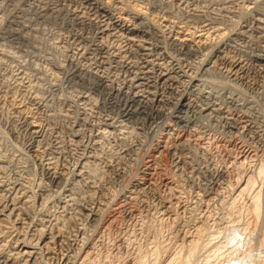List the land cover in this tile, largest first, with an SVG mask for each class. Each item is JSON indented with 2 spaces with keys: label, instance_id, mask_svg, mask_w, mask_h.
Segmentation results:
<instances>
[{
  "label": "rangeland",
  "instance_id": "obj_1",
  "mask_svg": "<svg viewBox=\"0 0 264 264\" xmlns=\"http://www.w3.org/2000/svg\"><path fill=\"white\" fill-rule=\"evenodd\" d=\"M103 1L112 6L114 13L121 7L127 12L141 9L145 21L158 24L165 35L194 44H212L226 28L236 31L237 27L251 25L257 14L264 20V0L258 1L256 13L244 12V0H170L171 8L155 0ZM84 6L80 0H0V205L10 194L2 191L3 183H15V194L30 200L26 215L22 211L21 219L11 216L0 225V251L12 248L8 255L14 254L15 238L37 242L40 233L52 232L55 241L49 248L33 250L37 252L34 257L43 264H166L174 255L189 264H235L227 260L230 253L236 258L243 256L242 264H264V123L258 135L242 129V133L232 135L223 123L200 116V127L182 139L187 140L203 169L200 182H206L203 172L207 167L225 170V184L211 201L197 193L190 182L177 185L170 167L172 154L159 149L160 144L173 141V131L167 127L169 115L151 125L140 113L133 120H123L119 115L123 103L112 104L108 91L90 75L78 71L100 69L115 86L120 85L124 74L107 55L113 51L112 45H123L120 49L127 45L126 41L107 37V48L100 50L97 41L91 40L96 36L95 28L73 21L68 14L77 8L87 11ZM178 6L191 11L202 8L220 18L212 22L209 17L199 20L182 13ZM206 22L216 30L207 31ZM81 34L90 40L81 38ZM250 40L261 42L256 37ZM209 52L200 50L188 60L200 67V62L210 57ZM201 71L208 78L217 77L222 82L225 78L235 85L233 90L262 100L264 106V99L250 87L253 79L255 83L262 80L259 76L253 78L254 73L246 84L228 80L207 66ZM110 117L116 119L114 128L105 124ZM27 123H32L39 134L32 136ZM151 158L159 167L152 177L154 188L136 194L128 205L125 201L138 192L135 181H143L141 166ZM40 164L61 174V184L50 185ZM247 180L251 181L250 188L239 192L238 186ZM171 190L181 200H175ZM257 191L263 201L258 219L251 206ZM157 197L165 203L173 201L172 215L159 208ZM86 207L98 211V220H89ZM184 230L188 232L186 244L181 237ZM190 241L195 245L191 246ZM85 246L89 249L87 258L83 255ZM24 262L22 256L15 264Z\"/></svg>",
  "mask_w": 264,
  "mask_h": 264
},
{
  "label": "bare ground",
  "instance_id": "obj_2",
  "mask_svg": "<svg viewBox=\"0 0 264 264\" xmlns=\"http://www.w3.org/2000/svg\"><path fill=\"white\" fill-rule=\"evenodd\" d=\"M80 1H82V3L85 4L83 8L87 9V11L86 10L81 11L77 8L78 10L74 9L68 14L71 15V17L73 18V21L95 28L96 36L95 37L92 36L94 38L91 40L92 42L97 41L95 44L97 45V47L100 48V50L107 48L108 45H106V41H105L107 37L109 39L114 38V40L118 39L117 41H122V40L124 42L126 41L127 45L125 49L124 48L120 49L121 46L123 47V45L121 44H120L121 46H119L118 48L117 46L112 45L113 46V47L111 46L112 49L110 47V50H113L112 52L110 51L112 54L108 51L110 53V56L107 55L108 59L110 60L113 59L117 64H119V66L117 65V67L120 69V71L122 70L121 72H123L124 74L122 81L119 82L120 85L115 86L113 84L114 82L111 79L110 80L108 79L109 77L106 75V72L105 73L101 72L100 69H95L93 71H90V69L84 70L83 68L82 69L78 68V71L80 73H83L84 75L86 74L90 75L93 79L96 80L97 85L100 88L108 91L109 93L108 100L112 101L111 102L112 104L115 103L116 105L118 103V105H120L121 102L123 103V106L125 107H123L122 110H120L121 114H119L122 118H124L123 120H130V119L133 120V118L136 117L137 114L140 113V114H145L144 117H146V120L151 125L152 123H155L156 119L158 120V118L169 115L168 117H170L171 122L169 121V124L167 125V127H170V130L173 131L172 133L170 132V136H171L170 138L173 141L171 144H168V145L160 144L159 149H162L163 151L167 149L172 154L170 167L174 175L178 179L177 185L182 186L184 185V183L190 182L196 189L197 193H202L206 201L207 200L211 201L213 198V195L216 192H218L217 190L224 187L225 179L227 176L226 171L220 170V169L219 170L212 169V168L210 169V168L205 167L203 173H204V177H205L204 179H206V182L202 184V182H200L201 180L199 179H201L200 173L203 171V169L202 171L200 170V168L202 167H199L197 164L199 160L197 159L198 161L197 162L195 161L196 160V158L194 159L195 155L194 156L192 155L193 151H191V149L185 143L187 140L182 139L183 135L188 133L191 130H195L196 127L197 128L200 127V120H199L200 116L202 117L208 116L209 119L211 120L215 119L216 122L218 121L219 123H223L224 126L228 129V132L231 133L232 135L235 133L238 134V132H240L241 129L247 131L250 134L252 133L254 135H258L257 133H259L261 129L263 130L262 123H264V106L261 105L262 100H258V98L253 97V96L245 97L239 90L238 91L233 90L235 85H232L231 84L232 82L229 83V81L225 80V78L223 82L221 79H220L221 81L218 80L217 77L208 78L205 76V74L202 73L201 70H203L207 66L209 69L218 70L222 74L221 76L224 75L225 77L228 78V80L230 79L234 82L235 81L243 82V83L245 82L246 84L248 81H250L247 78L251 77L250 74L254 73V75L252 76L253 78L254 76H259L260 78H262V80L260 81V83L259 82L255 83L256 81L254 82L255 79H253L254 84L250 85V87L253 88V90H255L254 92L259 93L261 99L262 98L264 99V20L263 18L258 17V14H257L256 17L253 16L255 17V19L253 18L254 20L252 21L251 25L241 26L240 28L237 27V29L235 28L236 31L235 30L231 31V29L225 27L226 28L225 32L220 34L221 38L219 37V39L216 40L212 44L211 43L205 44L206 42L205 43L199 42L197 44H194V43H190L191 40L190 42L185 41L184 39L180 41L175 38H172L171 35H170L171 37L167 34L165 35L163 31L160 29V26L158 24H150V23H147V21H145L143 17L144 12L141 9H132V10L127 9L130 11V12L129 11L127 12L124 7L123 8L121 7L119 11L114 13V11H111L112 6L109 3L104 2L103 0H80ZM155 1L158 2L162 6H167V7L170 6V8L173 6V4L170 3L171 2L170 0H155ZM258 1L259 0H244L241 7L243 10H245L244 12L251 11L253 13L255 11L256 13V8H259L257 7ZM263 2L264 1H262V3ZM260 7H262L263 9V6H260ZM179 9L184 14H188L189 16L193 15V16L199 17L197 18L199 20L201 19L200 17L205 18V19L209 17V19L211 18V22H212V19L220 18V16H216V15L214 17L213 13H210L209 10H203L202 8L192 9L193 11H191L189 10L190 8L186 9L183 6L182 7L180 6ZM69 11L70 10H68V12ZM243 13L241 12V14ZM247 14L249 15V13ZM245 16L246 15H244V18H246ZM241 17H243V15H241ZM239 20H238V23H240ZM204 25L205 23L203 24V26ZM205 26L208 27L206 28L207 31L211 29H213L214 31L215 29L213 26H211V23H207ZM217 28H218L217 30H219V26ZM95 34L93 33V35ZM255 37L258 40H260L262 43L260 42L259 44L255 42L254 44L253 41L250 39L251 38L253 39ZM81 38L83 39L85 38L88 41L87 38L89 37L88 36L85 37L84 34H81ZM194 38L196 39V37ZM108 42L109 40L107 41V43ZM122 44H125V43H122ZM203 49H209L210 57L207 58L208 57L207 56L206 57L207 59H203L199 64L200 67H196L197 65L193 66L190 63L191 60L190 61L188 60L190 59L189 56L199 53L200 50H203ZM106 54H105V57H106ZM104 61H105V58L103 62ZM250 84L252 83L250 82ZM238 116L241 119H239ZM106 121H107V123L105 122L106 125L108 124L109 126H112L113 128L116 126L115 117H110ZM223 124L221 126H223ZM28 128L31 131L32 136L35 134H39L40 132L37 129L35 130L34 125L32 123L28 124ZM204 130H206V126ZM189 134L192 135L191 133ZM198 138H201V137H198ZM156 163H157L156 160L151 158L147 160L143 164V166H141L140 179L143 178L142 179L143 181H140L139 179L135 181L134 186L137 187L138 192L134 193L131 199L127 198L128 200L125 201V203L128 202V205H130L132 201L136 199V194L153 190L154 183L152 181V177L157 172L156 167L159 168L158 165H156ZM41 167L44 170L45 177L47 179V182L50 185H55V184L58 185L60 183V181L63 178L61 174L56 173L55 171L51 172L48 169V167L44 168L43 165H41ZM250 183L251 181H248L247 183L242 182L239 186L237 185L239 187V192H244L248 190L250 188L249 187ZM14 186H15V183L14 184L8 183L5 185L3 183V186H1L3 188L2 191H6V192L8 191L10 193L9 194L10 198L6 196L2 204L0 205V222H1L0 225L2 224L4 220L10 219L11 216L13 217L16 215L17 219H21L19 215L20 213H22V211L24 215H26L27 203L30 200L28 199L27 201L25 200V197H26L25 194H24L25 195L24 199L23 200L20 199V197L18 196V194L20 193L15 194L14 189L16 187ZM42 191H45V190L42 189ZM168 191H169V188H168ZM173 192L174 191H172V193ZM176 192H179V191H177L176 189ZM42 194H37V195L38 197H40L42 196ZM199 196L200 195H198V197ZM260 196H261L260 191H257L253 197V202L251 205L253 215L256 216L254 218H257V219L262 215L261 213L263 212L262 211L263 201L261 200L262 196L261 197ZM173 197L176 200L177 198H179V195H177V193L175 194L174 192ZM158 203L160 205L159 208L164 209V212L166 211L165 212L166 214L168 215L170 213L171 215L173 214V210H174L173 209L174 207L172 205L173 201L169 202L166 200V203H165L163 199H159ZM196 205L199 206V203ZM86 209H87L86 212H87V216L89 217V220L91 221H96V219L98 220L99 214L97 213L98 212L97 210H94L93 207H89V208L86 207ZM197 226H200V225L197 224ZM5 227L8 229V226H5ZM185 230L181 235L183 239V241L181 240L182 242H184V240L187 241L186 238L188 237V235L186 233L188 232H186L187 230L186 231ZM39 236L40 237L38 241L36 240L37 242H34V240L29 241V239H27L26 237L25 238H20V237L15 238L17 242L15 246H13L14 254L11 253L8 255V252H12L11 251L12 248L8 252H4L3 250L0 251V264H15L16 259L19 260L20 258H22V256L26 258V263L24 262V264H43L40 261H39L40 263L37 261V257L36 258L34 257V255L37 252L33 250L39 247L40 249H42L43 247L47 248L50 245V243H53L55 241V234L53 235L52 232L50 233L43 232V233H40ZM184 243L186 244V242ZM194 243L195 241L194 242L190 241L189 244L193 246L195 245ZM85 247L86 249H84V251L82 249V251H83V255L85 254L87 258V255H89L88 254L89 249L87 250L88 247L87 246ZM20 249L25 250V251L23 252ZM14 250H17V252H15ZM236 256L233 257L232 254L230 253L227 258L228 262L232 263L233 261H236V263L238 262V264H242L245 261V259L243 261V258H242L243 256H241L242 259L236 258ZM166 264H189V262L186 259L185 260L181 259L180 257H178V255L177 256L174 255L171 261H169V263H166Z\"/></svg>",
  "mask_w": 264,
  "mask_h": 264
}]
</instances>
